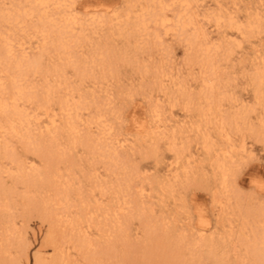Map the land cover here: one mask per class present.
Segmentation results:
<instances>
[{"label":"rangeland","instance_id":"374dc122","mask_svg":"<svg viewBox=\"0 0 264 264\" xmlns=\"http://www.w3.org/2000/svg\"><path fill=\"white\" fill-rule=\"evenodd\" d=\"M56 1L34 10L33 0H0V61L16 60L23 47L41 60L22 82L33 94L19 102L30 127L24 138L7 127L0 136V264H54L56 231L68 264H254V247L264 246V83H253L264 69V0ZM44 13L73 29L65 53L55 42L43 48L34 28ZM64 99L81 106L69 116L77 129L59 131L52 151L34 120L58 118ZM155 110L167 125L152 138L158 143L148 137ZM124 137L131 141L121 147Z\"/></svg>","mask_w":264,"mask_h":264},{"label":"bare ground","instance_id":"6f19581e","mask_svg":"<svg viewBox=\"0 0 264 264\" xmlns=\"http://www.w3.org/2000/svg\"><path fill=\"white\" fill-rule=\"evenodd\" d=\"M56 2L57 3V1L56 0H33V4H34V10H37V9H39L40 7H48L49 5H50V3L51 2ZM149 1V0H148ZM176 1V0H175ZM179 1H181V0H179ZM186 1H188V0H186ZM65 2V1H64ZM151 2V1H150ZM153 2V1H152ZM61 3H62V1H61ZM160 3H161V1H160ZM173 3V2H172ZM181 3V2H180ZM187 3V2H186ZM54 4V3H53ZM58 4H59V2H58ZM64 4V3H63ZM73 4V3H72ZM164 4V3H163ZM163 4L161 5V7H163ZM178 4V3H177ZM189 4H190V2H188V5L187 6H189ZM55 5V4H54ZM148 5V4H147ZM61 6V5H60ZM166 6V5H165ZM164 6V7H165ZM182 6V5H181ZM62 7V6H61ZM179 7V6H178ZM191 7V6H190ZM189 7V8H190ZM70 9H71V7H69ZM165 9V8H164ZM181 9H183V8H181ZM108 10V9H107ZM163 10V9H162ZM165 10H167V9H165ZM187 10V9H186ZM66 11L67 10H65V13H66ZM188 11V10H187ZM19 12V11H18ZM33 12V11H32ZM167 12V11H166ZM183 12V11H182ZM184 12H185V10H184ZM75 13V12H74ZM73 13V14H74ZM148 13V12H147ZM164 13V12H163ZM4 14V13H3ZM19 14V13H18ZM158 14H160V13H158ZM184 13H182V15H183ZM186 14H187V12H186ZM190 14V13H189ZM189 14H187V16L189 15ZM33 15V14H32ZM120 15V14H119ZM155 15V14H154ZM191 15V14H190ZM20 16V15H19ZM114 16H117V15H114ZM123 16V15H122ZM143 16V15H142ZM160 16V15H159ZM179 16V15H178ZM72 17H74V16H72ZM120 17V16H119ZM156 17V16H155ZM166 17H168V16H166ZM166 17H164V15H163V21H167L168 19L166 18ZM186 17V16H185ZM189 17H191V16H189ZM98 18V17H97ZM160 18V17H159ZM195 17H194V15H193V19H194ZM219 19H220V17H218ZM223 18V17H222ZM256 18V17H255ZM257 18H258V15H257ZM121 19V18H120ZM170 19V21H171V17L169 18ZM178 19V18H177ZM185 19H187V17L185 18ZM15 20V19H14ZM68 20V19H67ZM130 20V19H129ZM145 20V19H144ZM159 20V19H158ZM184 20V19H183ZM217 20V19H216ZM223 20V19H222ZM53 21V18H52V16H50V15H48V14H46V13H44V14H42V15H40V20H39V22H40V24L39 25H36L35 26V28H34V30L37 32V33H40L41 35H42V37H43V41H42V45H43V48L47 45V44H49V43H53L54 44V42H55V44H56V48H58L59 49V53L60 54H62V53H65V51L68 49V46H67V44L66 43H64L63 41H64V39L70 34V32H71V26H68V25H62V26H59V25H57L56 23H53L52 22ZM66 21V20H65ZM156 21V20H155ZM177 21V20H176ZM231 21V20H230ZM157 22V21H156ZM160 22V21H159ZM175 22V21H174ZM179 22H180V20H179ZM189 22V21H188ZM193 22V21H192ZM221 22V21H220ZM235 22H236V20H235ZM170 23V22H169ZM173 23V22H172ZM182 23H184V21L182 22ZM186 23V22H185ZM190 23V22H189ZM218 23V22H217ZM223 23V22H222ZM234 23V22H233ZM238 23V22H237ZM250 23V22H249ZM254 23V22H253ZM141 24V23H140ZM175 24V23H174ZM180 25H181V23H179ZM219 24V23H218ZM236 24V23H235ZM234 24V25H235ZM256 24V23H255ZM179 25V26H180ZM186 25V24H185ZM189 25V24H188ZM258 25L260 26V24L258 23ZM147 26V25H146ZM165 26V25H164ZM187 26V25H186ZM232 26H233V24H232ZM255 26H257V24L255 25ZM171 27V26H170ZM168 28V30H170L171 28ZM173 27H174V25L172 26V29H173ZM189 27V26H188ZM195 27V25L193 26V28ZM234 27V26H233ZM239 27V26H238ZM254 27V26H253ZM262 27V26H261ZM167 28V27H166ZM182 28V27H181ZM184 28V27H183ZM187 28V27H186ZM186 28H184L185 29V31L187 30ZM235 28V27H234ZM242 28V27H241ZM248 28H250V27H248ZM146 29V28H145ZM176 29H177V27H176ZM179 29V28H178ZM178 29H177V32H178ZM183 29V30H184ZM194 29H196V28H194ZM243 29V28H242ZM253 29V28H252ZM73 30V29H72ZM132 30V29H131ZM182 30V29H181ZM182 30V31H183ZM201 30H202V28H201ZM200 30V31H201ZM258 30V29H257ZM260 30V29H259ZM121 31V30H120ZM172 31H174V30H171V32ZM182 31H180V32H182ZM197 31V30H196ZM199 31V30H198ZM187 32V31H186ZM194 32V31H193ZM253 32V31H252ZM173 33V32H172ZM176 33V32H175ZM199 33V32H198ZM201 33V32H200ZM114 34V33H113ZM177 34V33H176ZM193 34V33H192ZM192 34H190V35H192ZM197 33H195L194 35H196ZM208 34V33H207ZM189 35V36H190ZM193 35V38L191 37H189L190 38V44H191V46L190 47H193L194 46V42L196 41V40H198L199 38L197 37V35L196 36H194ZM204 36H205V38H208L207 37V35L206 34H203ZM82 36V35H81ZM210 37V36H209ZM189 38H187V40L189 39ZM209 39V38H208ZM203 40V39H202ZM198 41H200V39L198 40ZM188 43H189V41H187ZM187 43V44H188ZM196 43H199V42H197L196 41ZM205 44V43H204ZM196 45V44H195ZM201 45V44H200ZM206 45V44H205ZM204 45V46H205ZM210 45V44H209ZM189 46V45H188ZM195 47V46H194ZM197 47V46H196ZM207 47V46H206ZM189 48V47H188ZM204 48V47H203ZM26 49L27 48H25V47H23L22 48V50H23V53H22V56H19V57H17V59L16 60H12V61H9V60H4V58H3V60L4 61H0V64H2V63H4V62H6V65L5 66H3V70L4 71H6V73H7V71L9 72L10 71V73H9V79H8V81H9V84L8 85H6V81H4L3 80V78L4 77H2L1 76V74H0V92H1V95H0V115H3L4 117H5V123H4V125L3 124H0V136H1V134L3 133V131H2V129L3 128H8V129H10L11 131H13V132H16V133H21L22 131H24V130H27L28 129V127H30V126H28L30 123H31V121H30V118H29V112H27L26 110H24V109H21V108H19V102H21V101H23V102H25V101H30L31 99H32V97H33V94H31L28 90H29V88H28V90L25 88V87H23V84H22V82H23V80L24 79H26V76L28 75V72H29V70L30 69H38L39 68V63H40V61L41 60H39V58H33V59H30V58H28L26 55ZM190 49V48H189ZM223 49V48H222ZM64 50V52H61V51H63ZM197 50V49H196ZM218 50V49H217ZM221 50V49H220ZM11 51H12V49L10 48V46H9V48H7V49H5L4 50V54H6V55H8L9 53H11ZM190 51V50H189ZM193 51H194V49H193ZM204 51V50H203ZM219 51V50H218ZM195 52V51H194ZM209 52H210V50H209V48H205V54H207L206 56V58H205V60L203 61V67H208L207 66V63H209ZM216 52V51H215ZM222 52V51H221ZM8 53V54H7ZM191 53V52H190ZM196 53V52H195ZM203 53V52H202ZM192 54V53H191ZM194 54V53H193ZM203 55V54H202ZM201 55V56H202ZM216 55V54H215ZM219 55V54H218ZM191 56V55H190ZM197 56V55H196ZM204 56V55H203ZM202 56V57H203ZM71 57V56H70ZM192 57V56H191ZM190 57V58H191ZM195 57V56H194ZM201 57V58H202ZM200 58V59H201ZM213 58V57H212ZM193 59V58H192ZM194 60V59H193ZM197 60H198V57H197ZM203 60V59H202ZM217 60H218V58H217ZM94 61V60H93ZM92 61V63L91 64H94V62ZM195 61V60H194ZM193 62V61H192ZM191 62V63H192ZM198 62V61H197ZM217 62V61H216ZM194 63H196V62H194ZM214 63H215V61H214ZM198 64H199V62H198ZM212 65H213V63H211ZM200 65H201V63H200ZM262 66V65H261ZM205 67V68H206ZM219 67V66H218ZM258 67V66H257ZM80 68H82V67H80ZM212 68V67H211ZM256 68V67H255ZM56 69V68H55ZM204 69V68H203ZM202 69V70H203ZM258 69V68H257ZM11 70H13V72L11 71ZM210 70H212V69H210ZM56 71V70H55ZM84 71V70H83ZM87 71H89V70H87ZM91 71V70H90ZM204 71L206 72L207 70H205L204 69ZM218 71V70H217ZM216 71V72H217ZM12 72V73H11ZM53 72V71H52ZM82 72V71H81ZM204 72V73H205ZM208 72V71H207ZM211 72V71H210ZM256 72V71H255ZM0 73H2V72H0ZM5 73V72H4ZM3 73V74H4ZM91 73V72H90ZM83 74V73H82ZM81 74V75H82ZM213 74H215V72L214 71H212V74L211 75H213ZM5 75V74H4ZM6 75H8V74H6ZM5 75V76H6ZM203 75V74H202ZM205 75V74H204ZM209 76H210V74H208ZM207 75V76H208ZM217 75V73L215 74V76ZM219 75V74H218ZM255 75V74H254ZM253 75V76H254ZM88 77H89V74L87 75ZM208 76V77H209ZM214 76V75H213ZM212 76V77H213ZM164 77H166V76H164ZM206 77V76H205ZM217 77V76H216ZM163 78V77H162ZM168 78H170V76L168 77ZM204 78V77H203ZM202 78V79H203ZM255 78V81L256 82H253L252 80V82L254 83V84H256L257 83V85H259V86H261V85H263V83H264V69L263 70H258V72H257V75H256V77H254ZM166 80V79H165ZM205 80V79H204ZM211 80V79H210ZM215 81H216V79H214ZM218 80V79H217ZM209 81V80H208ZM213 81V80H212ZM172 82V81H171ZM204 82V81H203ZM212 83H214V82H212ZM178 84V83H177ZM216 84H217V81H216ZM216 84H214L213 85V89H215L214 88V86H216ZM207 84H205V86H206ZM256 86V85H255ZM264 86V85H263ZM28 87V86H27ZM48 87V86H47ZM217 87H218V85H217ZM257 87V86H256ZM55 88V87H54ZM207 88H209L208 86H207ZM206 88V89H207ZM258 88H260L259 90L260 91H258V92H260L261 94L263 93L262 91H261V87H258ZM46 89V88H45ZM205 89V88H204ZM211 89V88H210ZM255 89H257V88H255ZM254 89V90H255ZM38 90V89H37ZM55 90V89H54ZM212 90V89H211ZM211 90H210V92H211ZM253 90V91H254ZM47 92H48V94H50V93H52L53 92V88H52V86H50V87H48V89H47ZM212 92H213V90H212ZM211 92V93H212ZM6 93H9V96L6 98V97H4V94H6ZM54 93V92H53ZM205 93H206V91H205ZM207 93H209V92H207ZM214 93H215V90H214ZM256 93V95H259L258 93H257V91L255 92ZM185 94V93H184ZM203 94V93H202ZM188 95V94H187ZM190 95V94H189ZM214 95V94H213ZM6 96V95H5ZM202 96H205V95H202ZM50 97V96H49ZM190 97V96H189ZM208 97V96H207ZM188 98V97H187ZM186 98V99H187ZM260 99H262V98H260ZM191 101L193 100V99H190ZM47 101H48V99H47ZM63 102L61 103L62 105H61V114H60V116L57 118V114H52L49 118H48V121H43V122H39V117L36 115V119L34 120L35 121V124L37 123L38 124V126H39V129H41V131L42 130H44V131H46L47 133H49L48 135V137H50L49 139H47V141H49L48 143H50L49 145H50V147L52 148V151L54 150V149H57V143L55 142L56 141V138L57 137H55V135L59 132V131H61V132H68V133H74L75 131H76V129H77V127H76V125L74 124V122H72L73 120L72 119H70L69 118V116H71V114L73 113L72 111H75V110H79L80 108H81V106H80V108L78 107V102H76V104L77 105H71L70 103H69V100L68 99H64V100H62ZM262 101V100H261ZM264 101V100H263ZM175 103V102H174ZM192 102H190V104H191ZM198 104V103H197ZM186 105V104H185ZM196 105V104H195ZM188 106V105H187ZM190 107V106H189ZM155 108H156V106H155ZM213 108V107H212ZM37 109V108H36ZM157 109V108H156ZM38 110V109H37ZM159 110V109H158ZM158 110H155V112H154V117H155V124H154V126H152V127H154V128H152V130H151V136H148V137H150V140L152 139V138H154L155 137V135L156 134H164L165 132H166V128H167V125L166 124H161L162 122H163V119L161 118V114L159 113L160 111H158ZM202 110V109H201ZM209 110V109H208ZM46 112H47V110H45ZM203 111V110H202ZM200 112V111H199ZM205 112V111H204ZM203 112V113H204ZM212 112V111H211ZM162 113V112H161ZM201 114V113H200ZM206 114V113H205ZM31 115V114H30ZM40 115V114H39ZM77 115V114H76ZM48 116V115H47ZM72 116H73V114H72ZM100 116V115H99ZM102 116V115H101ZM34 117V116H33ZM76 117V116H75ZM96 118V117H95ZM76 119H77V117H76ZM72 120V121H71ZM32 122H33V120H32ZM91 123V122H90ZM186 125V124H185ZM196 125V124H195ZM200 125V124H199ZM221 125V124H220ZM37 126V125H36ZM171 126H173V125H171ZM191 126V125H190ZM197 126V125H196ZM216 126V125H215ZM227 126V125H226ZM79 127V126H78ZM38 128V127H37ZM80 128V127H79ZM199 129V128H198ZM198 132V131H197ZM224 132H225V128L222 126V128H221V134H224ZM150 133V132H149ZM173 133V132H172ZM199 133V132H198ZM165 134H167V133H165ZM176 134V133H175ZM76 135V134H75ZM150 135V134H149ZM21 136L24 138V134L23 133H21ZM172 137L174 136L173 134L171 135ZM204 136V135H203ZM222 136H226V135H222ZM145 137H147V136H145ZM163 137V136H162ZM210 137V136H209ZM27 138H28V136H27ZM43 138V137H42ZM161 138V137H160ZM226 138V137H225ZM45 139L46 138H44L43 140H39L40 142L39 143H37L36 144V146H37V148H38V150H41V148H44V147H42V146H44V142H45ZM158 139H159V137H158ZM172 139V138H171ZM174 139V138H173ZM209 138H208V136H206L205 138H204V146L206 147V148H209V149H211V147L209 146V140H208ZM149 140V141H150ZM153 140V139H152ZM175 140V139H174ZM174 140H171L172 142H174ZM72 141L74 142V143H76L77 142V139H72ZM131 140L128 138V137H124V138H122V139H120V140H118V145H120L121 147H125L129 142H130ZM154 142L156 141V140H153ZM158 141V140H157ZM156 141V142H157ZM171 141H170V143H171ZM150 142H152V141H150ZM203 142V141H202ZM153 143V142H152ZM158 143V142H157ZM211 143H213V142H211ZM210 143V144H211ZM200 144V143H199ZM156 145V144H155ZM200 145H202V144H200ZM230 145V144H229ZM47 146V145H46ZM45 146V147H46ZM203 146V147H204ZM215 146V145H214ZM153 147H155V146H153ZM174 147V146H173ZM47 148V147H46ZM46 148H45V151H44V149H42L43 151V153L44 154H48L47 152H50L48 149L46 150ZM215 148V147H214ZM0 149H1V147H0ZM35 149V148H34ZM153 149H155V148H153ZM178 149V148H177ZM176 149V150H177ZM230 149H231V151H232V149L233 148H231V146H230ZM36 150V149H35ZM37 150V151H38ZM173 150V149H172ZM227 150V149H226ZM241 150L242 151H246L247 149L245 148V145L244 146H242V148H241ZM5 151H7V149L5 150ZM51 151V152H52ZM154 151V150H153ZM178 151V150H177ZM177 151H176V154H177ZM179 151H181V150H179ZM202 151V150H201ZM206 151H207V149H206ZM215 151V150H214ZM113 152V151H112ZM147 152V151H146ZM185 152V151H184ZM211 152V151H210ZM213 152V151H212ZM53 153V152H52ZM180 152H178V154H179ZM191 153V152H190ZM229 153V152H228ZM51 154V153H50ZM182 154H184V153H182ZM186 154V153H185ZM210 154V153H209ZM224 155H225V153H223ZM226 154H227V151H226ZM230 154V153H229ZM43 155V154H42ZM178 156V155H177ZM183 156V155H182ZM189 156H191V155H189ZM194 156H196V155H194ZM48 157V156H47ZM179 158H180V155L178 156ZM177 157V158H178ZM225 157V156H224ZM183 158V157H182ZM181 158V159H182ZM188 154H187V159L186 160H188ZM12 161H16V163H17V157H15L14 155H12ZM191 159V158H190ZM47 161H48V159H46ZM178 160V159H177ZM177 160H176V162H177ZM52 161H54V160H49L48 162H49V164L50 163H52ZM179 161V160H178ZM174 162V161H173ZM186 162H189V161H186ZM192 162V161H191ZM172 163V162H171ZM170 163V164H171ZM190 164V163H189ZM18 165H19V167L20 166H24L22 163H20V161H19V163H18ZM179 165V164H178ZM183 165V164H182ZM182 165H181V167H182ZM185 165H188V164H185ZM190 166V165H189ZM218 166H219V168L223 171V173H222V175H223V182H224V180H225V177L227 176H225V164L223 163V162H218ZM25 167V166H24ZM50 167V169L53 171V172H55L56 170H57V168L55 167V166H53V165H50L49 166ZM191 167V166H190ZM118 169V168H117ZM173 170H175L174 168H171V169H169V172L167 173V176H168V178L170 177H174V176H177L178 174H174V172H173ZM177 170H179V168L177 169ZM176 170V171H177ZM185 171H186V169H185ZM188 172V171H187ZM227 172V171H226ZM39 173V174H38ZM184 173V172H183ZM37 175H41V172L39 171V172H37L36 173ZM184 174H186V173H184ZM33 175V174H32ZM34 176V175H33ZM167 178V179H168ZM174 178H176V177H174ZM29 180V179H28ZM126 180V179H125ZM129 180V179H128ZM62 195V194H61ZM1 205V204H0ZM45 216V215H44ZM51 216V215H50ZM49 216V217H50ZM202 216V215H201ZM200 216V217H201ZM203 217V216H202ZM55 218V217H54ZM205 218V217H204ZM71 220V219H70ZM78 220V219H77ZM201 220V219H200ZM206 220V219H205ZM115 221V220H114ZM52 222V221H51ZM70 222V221H69ZM201 222H202V225H203V221L201 220ZM207 222V225H208V221H206ZM205 222V223H206ZM64 223V222H63ZM81 223V222H80ZM79 223V224H80ZM70 224H71V226H72V229L71 230H73V231H76V232H79V230H78V228H76V226H78V224L76 223V220L75 221H71L70 222ZM90 224H91V222H90ZM67 226V225H66ZM92 226V224L89 226V227H91ZM95 226H96V224H95ZM65 227V226H64ZM99 226H97V228H98ZM88 228V227H87ZM92 228H93V226H92ZM91 228V229H92ZM96 228V229H97ZM200 228H203V227H200ZM80 229V228H79ZM91 229H89L88 228V230L90 231ZM209 229V228H208ZM67 230V229H66ZM84 231H85V229H84ZM96 231V230H95ZM98 231V230H97ZM120 231H122V229H120ZM119 231V232H120ZM205 231H206V229H205ZM8 232V231H7ZM61 233H62V231H60ZM147 232H148V230H147ZM198 232V231H197ZM202 233L204 232L203 230L201 231ZM211 232V231H210ZM54 234H52L51 236V238L53 239V243H54V245H55V247L54 248H56L57 250H58V254H57V257H56V259H55V261H54V264H68V259H67V257H66V253H65V248L63 247V245H62V243H60L59 241L58 242H56V240H58V239H56L57 238V231L56 232H53ZM55 233H57V234H55ZM71 233V232H70ZM198 233H200V232H198ZM201 233V234H202ZM148 234H149V232H148ZM152 234V230H151V233H150V235ZM205 234V233H204ZM65 235V234H64ZM154 235H156L155 233H154ZM211 235V234H210ZM7 236V235H6ZM62 236V235H61ZM153 236V235H152ZM203 236V235H202ZM70 237H71V235H70ZM91 237V236H90ZM155 237V236H154ZM198 237H199V235H198ZM222 237V236H221ZM92 238V237H91ZM264 238V237H263ZM73 239H75V238H73ZM198 239H200V237L198 238ZM197 239V240H198ZM209 239V238H208ZM260 239V238H259ZM61 240V239H60ZM95 240V242H96V240H97V238H95L94 239ZM177 240V239H176ZM264 240V239H263ZM203 241V240H202ZM254 241H256V240H254ZM3 242V241H2ZM51 242V241H50ZM94 242V241H93ZM94 242V243H95ZM179 242H181V241H179ZM259 242V241H258ZM52 243V242H51ZM153 243V242H152ZM197 243V242H196ZM256 243V242H255ZM261 243V242H260ZM263 243H264V241H263ZM81 244H82V246H84V245H86L87 246V244H88V242L86 241V240H83L82 242H81ZM198 244V243H197ZM199 244H200V242H199ZM68 245V244H67ZM255 245V244H254ZM94 246V245H93ZM92 246V247H93ZM99 246V245H98ZM98 246H97V249H98ZM203 246V245H202ZM247 246H250L249 244L247 245ZM259 246V247H258ZM250 247H253V246H250ZM262 247V246H261ZM88 249V248H87ZM95 249V248H94ZM220 250V249H219ZM249 250V249H248ZM253 250V249H252ZM254 252H255V254L253 253V263L254 264H264V246L262 247V248H260V244L258 243L257 244V247H254ZM75 251V250H74ZM27 249L26 248H23L22 249V255L24 256V255H27ZM224 252V251H223ZM247 252V251H246ZM249 252H252V251H249ZM86 253V252H85ZM88 253V252H87ZM218 254V253H217ZM250 254V253H249ZM84 255V254H83ZM86 255V254H85ZM168 255V254H167ZM220 255H222V254H220ZM218 256V255H217ZM215 257V258H217L218 259V257ZM223 256V255H222ZM94 257V256H93ZM85 258H86V256H85ZM221 258V257H220ZM251 259H252V257H250ZM249 259V258H248ZM238 260V259H237ZM219 261H224V259H221V260H219ZM251 261V260H250ZM249 261V262H250ZM35 262H36V264H41V262H40V260L38 259V258H36V260H35ZM96 263V262H95ZM97 263H99V262H97ZM218 263V262H217ZM220 263V262H219ZM223 263V262H222ZM251 263V262H250ZM16 264V263H15Z\"/></svg>","mask_w":264,"mask_h":264}]
</instances>
